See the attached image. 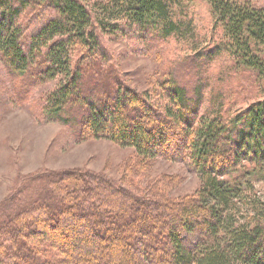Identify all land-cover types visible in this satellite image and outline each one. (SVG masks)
Returning a JSON list of instances; mask_svg holds the SVG:
<instances>
[{
  "label": "trees",
  "instance_id": "1",
  "mask_svg": "<svg viewBox=\"0 0 264 264\" xmlns=\"http://www.w3.org/2000/svg\"><path fill=\"white\" fill-rule=\"evenodd\" d=\"M41 1L52 14L33 32L19 16L35 0H0V54L23 79L34 75L31 69L40 80L61 78L45 97L43 113L80 139L106 138L144 158L186 162L199 186L181 196L138 194L102 173L59 172L29 206L0 216V264H264V201L246 194L248 175L264 174V98L252 100L234 120L226 110L238 100L224 107L220 96L218 104L211 97L215 111L199 112L207 80L187 87L173 70L158 84V101L117 80L104 90L94 81L86 95L83 73L72 67L75 47L98 53L99 32L135 26L171 34L169 0ZM205 1L227 38L234 69L259 85L264 6ZM239 158L248 165L236 166Z\"/></svg>",
  "mask_w": 264,
  "mask_h": 264
},
{
  "label": "rangeland",
  "instance_id": "2",
  "mask_svg": "<svg viewBox=\"0 0 264 264\" xmlns=\"http://www.w3.org/2000/svg\"><path fill=\"white\" fill-rule=\"evenodd\" d=\"M40 1L35 0L33 7L19 16V22L25 17L23 25L33 32L52 14L48 4ZM249 1L264 6V0ZM169 3V16L176 28L171 34L160 33L158 27L152 30L135 26L116 34L99 32L98 53L75 47L72 67L83 73V93L88 94L94 81L103 83V89L111 80H117L123 89L144 92L158 101V84H166L173 70L177 71L176 80L187 87L195 80H207L199 112L215 111L211 97L218 104L220 96L224 107L238 100L226 110L228 119L234 120L252 100L264 98V80L258 85L249 73L234 69L233 56L225 45L227 38L208 3ZM31 72L35 75V70ZM34 75L27 74L23 79L5 65L0 54V216L29 206L36 192L46 189V180L67 170L102 173L138 194L166 191L181 196L198 188L199 175L186 162L144 158L133 147L106 138L80 139L69 125L46 116L45 97L62 80H40ZM248 162L239 158L236 166ZM235 173L230 171L225 177ZM248 178L252 188L246 193L247 200L263 202L264 174ZM246 208L244 202L243 211Z\"/></svg>",
  "mask_w": 264,
  "mask_h": 264
}]
</instances>
